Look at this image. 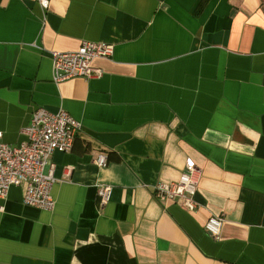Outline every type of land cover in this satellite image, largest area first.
<instances>
[{"label": "crops", "instance_id": "0c3cea01", "mask_svg": "<svg viewBox=\"0 0 264 264\" xmlns=\"http://www.w3.org/2000/svg\"><path fill=\"white\" fill-rule=\"evenodd\" d=\"M41 1L0 0L3 142L22 144L39 107L81 129L53 154V212L17 187L0 199V264H264V1ZM83 41L114 45L103 76L55 84L50 52ZM187 160L193 213L153 196Z\"/></svg>", "mask_w": 264, "mask_h": 264}, {"label": "built area", "instance_id": "2783aa9c", "mask_svg": "<svg viewBox=\"0 0 264 264\" xmlns=\"http://www.w3.org/2000/svg\"><path fill=\"white\" fill-rule=\"evenodd\" d=\"M41 4L44 8L48 6L45 0ZM113 54L114 45L90 41H83L75 51H52L53 82L60 84L74 78L86 81L101 78L103 71L94 66V61L110 59ZM80 129L81 123L67 111L50 112L39 107L34 110L24 130L26 140L22 144L12 146L4 143L0 131V199L7 198L11 188L17 187L22 189L24 205L53 212L56 202L52 190L56 179L52 157L57 150L70 152ZM95 164L99 168L106 167L107 156L99 155ZM199 180L196 165L187 160L177 182H160L153 188L154 199L161 204L176 203L186 212L193 213L198 208L194 197ZM111 192L110 186L99 187L98 196L102 206L109 202ZM225 221L223 216H211L205 224V231L218 241Z\"/></svg>", "mask_w": 264, "mask_h": 264}, {"label": "trees", "instance_id": "16d2710c", "mask_svg": "<svg viewBox=\"0 0 264 264\" xmlns=\"http://www.w3.org/2000/svg\"><path fill=\"white\" fill-rule=\"evenodd\" d=\"M206 1H207V0H203V1L201 2V4L199 5V7L197 8V12H199V11L202 10V8L204 7V4L206 3Z\"/></svg>", "mask_w": 264, "mask_h": 264}]
</instances>
